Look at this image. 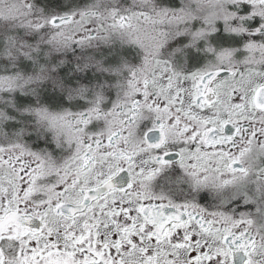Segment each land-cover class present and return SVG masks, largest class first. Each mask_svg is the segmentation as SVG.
Masks as SVG:
<instances>
[{
  "label": "snow or ice",
  "instance_id": "1",
  "mask_svg": "<svg viewBox=\"0 0 264 264\" xmlns=\"http://www.w3.org/2000/svg\"><path fill=\"white\" fill-rule=\"evenodd\" d=\"M0 264H264V0H0Z\"/></svg>",
  "mask_w": 264,
  "mask_h": 264
}]
</instances>
